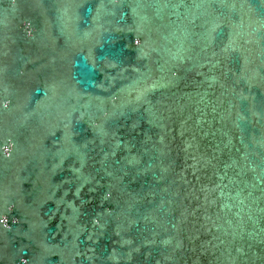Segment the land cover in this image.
Masks as SVG:
<instances>
[{"label": "water", "instance_id": "1", "mask_svg": "<svg viewBox=\"0 0 264 264\" xmlns=\"http://www.w3.org/2000/svg\"><path fill=\"white\" fill-rule=\"evenodd\" d=\"M0 264H264V0H0Z\"/></svg>", "mask_w": 264, "mask_h": 264}]
</instances>
